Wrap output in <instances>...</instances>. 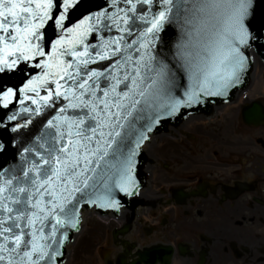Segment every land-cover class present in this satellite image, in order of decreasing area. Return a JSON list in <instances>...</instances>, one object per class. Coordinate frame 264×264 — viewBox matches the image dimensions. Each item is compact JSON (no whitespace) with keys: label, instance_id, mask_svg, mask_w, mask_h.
Wrapping results in <instances>:
<instances>
[{"label":"snow or ice","instance_id":"6c2138e0","mask_svg":"<svg viewBox=\"0 0 264 264\" xmlns=\"http://www.w3.org/2000/svg\"><path fill=\"white\" fill-rule=\"evenodd\" d=\"M83 2L0 0V108L19 105L0 128L28 130L18 162H0V264H63L84 207L118 210L154 130L227 97L264 41L252 0H104L74 16Z\"/></svg>","mask_w":264,"mask_h":264},{"label":"flooded vegetation","instance_id":"af4514ba","mask_svg":"<svg viewBox=\"0 0 264 264\" xmlns=\"http://www.w3.org/2000/svg\"><path fill=\"white\" fill-rule=\"evenodd\" d=\"M252 105L264 110V86L174 126V148L161 152L174 158L169 193L148 201L132 242L171 245L170 264H264V120L242 119ZM116 253L111 245L110 260Z\"/></svg>","mask_w":264,"mask_h":264},{"label":"water","instance_id":"95a60500","mask_svg":"<svg viewBox=\"0 0 264 264\" xmlns=\"http://www.w3.org/2000/svg\"><path fill=\"white\" fill-rule=\"evenodd\" d=\"M104 2V0H84V2L80 5V7L75 11V13L73 14L74 16H79L82 12H85L88 9H93L95 10L97 8L98 5L102 4ZM252 10H251V15L249 17L248 20V24L251 28V30L254 33H260L261 35H264V0H252ZM49 33L51 34L52 29L48 30ZM179 29L175 24L172 25H168L167 26V40L169 42V46H173L178 38H179ZM252 47L247 49V55L249 58V50L252 49L264 62V41H253L252 42ZM249 63H250V59H249ZM251 71V64L250 67L248 69V71L246 72L244 78H243V83L234 87L233 89L230 90L229 95L227 97H209L206 98V102L198 105V106H194L192 109L187 110V114L190 112L196 113V112H206L211 103H217L220 101H230L233 96L234 93L240 89V88H244L247 83H248V75L249 72ZM7 79V78H5ZM19 105H15V108H18ZM15 108H13L12 105L9 106V109H3L0 108V116L3 117V123L5 125H8L10 123H14V122H9L7 120V116L11 115L12 112L15 110ZM247 110H244L243 113H246ZM185 114V115H187ZM184 115V116H185ZM183 116H179L176 119H169L167 122H162L161 125H159L157 127V129L154 130V133L160 132L162 130H164L166 128L167 124H174L175 121H177L179 118H181ZM172 127L169 125L166 128V135H172ZM27 129H23L21 130V132L19 133H14L11 131V128L8 127L6 130L5 128H0V143L5 145V151L0 154V162H4L7 161L8 164L11 163H16L18 162V155H17V147L25 142V136L24 134L27 133ZM165 132V131H164ZM143 161V156L140 154L137 158V168L136 171L134 173V178L136 180L137 183V187L141 184L142 178H141V172H140V167ZM153 164V163H152ZM7 166V165H6ZM116 198L120 201V207L125 206L131 209H134L138 206L139 201H128L127 198L128 196L122 194V193H116ZM119 207V208H120ZM84 208H88L87 206H85ZM97 212L99 213H104L106 211H111L112 213L116 214L118 212V210H112V209H96ZM83 228V225H82ZM81 228V230H82ZM127 232V227L123 226L122 228L115 230L113 232V237L114 239H118V236H122ZM108 250V247L103 248L100 251V255L102 258V261L104 262V258H105V253ZM65 252V249H64ZM172 249L170 247H159L156 250H151L149 252H145L143 254L137 253L136 256L139 257V260H134L133 262L127 263L126 262V258L128 254L126 255H122L121 257H119L118 260V264H154V260L151 261L150 257H156V255L159 258L162 259H168L171 255ZM130 258H133V256H129ZM64 260V257H63ZM69 260V257H68Z\"/></svg>","mask_w":264,"mask_h":264},{"label":"rangeland","instance_id":"374dc122","mask_svg":"<svg viewBox=\"0 0 264 264\" xmlns=\"http://www.w3.org/2000/svg\"><path fill=\"white\" fill-rule=\"evenodd\" d=\"M257 79V80H256ZM255 80V81H254ZM252 83L257 88H260L264 84V68L261 64L256 63L254 73L252 75ZM174 141V137H168ZM158 142L153 150L154 157H156L157 150L160 146ZM162 158V157H161ZM165 161L154 162L151 166L150 173L153 176V182L164 189H168L169 181L174 177V158L167 161V167L163 168ZM166 169V170H164ZM162 182L164 184H162ZM94 218L85 220L83 222V228L79 235L76 237L73 245H71L69 252V260L67 264H104L100 255V251L109 245V231L111 224L104 225L101 223H107L109 220H100L96 215L92 214ZM101 222V223H100Z\"/></svg>","mask_w":264,"mask_h":264},{"label":"bare ground","instance_id":"6f19581e","mask_svg":"<svg viewBox=\"0 0 264 264\" xmlns=\"http://www.w3.org/2000/svg\"><path fill=\"white\" fill-rule=\"evenodd\" d=\"M252 92V90L250 91V93ZM172 135H166V134H161V138H158V139H156L154 142H153V144H151L149 147H147L146 148V150H145V152H146V155H147V157L149 158V159H154V156H153V154H152V150H153V148L155 147L154 146V144L157 142V141H161V140H163L164 138H167L168 136H173L174 135V127H172ZM165 141H166V143H164L163 141L161 142V148H160V150L161 151H164V150H166V149H171V148H174V142H171L169 139H164ZM171 155H174V150H171V151H169V156H171ZM172 157V156H171ZM149 188V187H148ZM149 190H151V193H155V191L154 190H152V189H150L149 188ZM144 209V208H143ZM142 209V210H143ZM141 210V211H142ZM143 213V212H142ZM93 212L92 211H85L84 213H83V222L85 221V220H89V219H92V218H94L93 217ZM83 222H82V224H83ZM76 239V238H75ZM70 247H71V245L68 247L69 249H70ZM69 254H70V252H69Z\"/></svg>","mask_w":264,"mask_h":264}]
</instances>
